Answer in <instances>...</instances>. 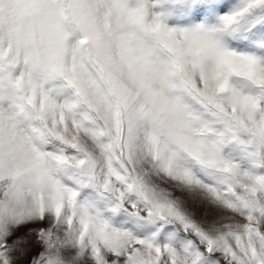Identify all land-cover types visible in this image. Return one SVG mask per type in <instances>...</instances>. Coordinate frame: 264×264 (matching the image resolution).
<instances>
[{
    "label": "snow or ice",
    "instance_id": "obj_1",
    "mask_svg": "<svg viewBox=\"0 0 264 264\" xmlns=\"http://www.w3.org/2000/svg\"><path fill=\"white\" fill-rule=\"evenodd\" d=\"M0 264H264V0H0Z\"/></svg>",
    "mask_w": 264,
    "mask_h": 264
}]
</instances>
